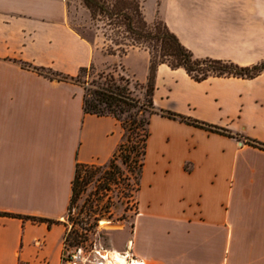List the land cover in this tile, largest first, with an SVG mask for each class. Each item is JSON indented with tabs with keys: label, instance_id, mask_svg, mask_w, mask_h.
I'll return each instance as SVG.
<instances>
[{
	"label": "crops",
	"instance_id": "crops-1",
	"mask_svg": "<svg viewBox=\"0 0 264 264\" xmlns=\"http://www.w3.org/2000/svg\"><path fill=\"white\" fill-rule=\"evenodd\" d=\"M194 58L264 62V0H139ZM68 0H0V264H62L76 168L107 164L123 140L112 116L84 110V89L23 67L82 69L147 83L150 54H105L74 27ZM122 70V69H121ZM153 103L227 129L155 114L130 241L147 264H264V72L196 82L158 66ZM28 217L56 223H37Z\"/></svg>",
	"mask_w": 264,
	"mask_h": 264
},
{
	"label": "rangeland",
	"instance_id": "rangeland-1",
	"mask_svg": "<svg viewBox=\"0 0 264 264\" xmlns=\"http://www.w3.org/2000/svg\"><path fill=\"white\" fill-rule=\"evenodd\" d=\"M68 2L73 9L75 29L83 37L96 42L105 54L118 51L123 56V51L127 52L136 47L147 50V47L152 46L150 43H135L133 40L135 37L126 28L128 21L123 16L92 14L82 0ZM121 2L118 4V0H107L109 10L116 12L119 5L134 6L138 0ZM129 12L132 13L130 9L127 13ZM133 23L137 28L141 26L135 19ZM75 80L83 87L84 92L85 89L94 92L108 87H125L131 98L140 103L147 100V84L141 85L131 81L123 75V67L118 65L110 72H100L91 68L81 72ZM136 110L130 111V114L136 116ZM128 114L122 116L124 128L121 126L122 142L129 138L128 147L118 150L113 159L105 165L83 167L78 171L75 193L69 211L62 220L67 227L65 245L68 246L63 252V258L67 257L73 248L69 247L68 243L74 236H78L80 242L91 240L114 252L124 250L130 240L136 217L139 176V157L135 155L132 146L139 141L141 129L135 130ZM104 220L112 222V226H102L101 222Z\"/></svg>",
	"mask_w": 264,
	"mask_h": 264
},
{
	"label": "trees",
	"instance_id": "trees-1",
	"mask_svg": "<svg viewBox=\"0 0 264 264\" xmlns=\"http://www.w3.org/2000/svg\"><path fill=\"white\" fill-rule=\"evenodd\" d=\"M85 7L92 14H104L107 16L119 17L123 16L127 22V31L133 34L135 37L133 40L136 44L150 43L151 47H147L150 54V68L149 76L147 80V100L145 103H140L138 100L131 98L128 94V90L125 87H108L103 88L100 91L84 92V110L86 113L94 114L97 116H112L114 117L121 126L124 128V120L122 116L128 114L129 121L135 130L141 129L140 139L135 143L132 150L135 151V155L139 157V176H138V190L140 176L144 166V160L146 155L147 142L149 139V125L151 117L155 114H159L163 117L170 119L179 120L181 122L187 123L189 125L226 135L232 136V134L224 128L207 124L190 117L182 116L165 110H157L153 103V93H154V81L157 68L161 64H167L172 69L183 68L187 74L196 82H201L209 77H239V78H254L264 72V62L259 63L250 67H241L235 65L231 62H224L218 60L203 59L199 60L194 58L193 54L184 47L178 38L169 31L166 25L157 20L153 24H147L144 20L140 1L134 6H121L116 8V12H112L108 8L107 0H82ZM121 0H118V4H121ZM132 13H127L128 10ZM135 21L141 23L140 27L134 26ZM159 21V22H158ZM136 44H133L135 47ZM126 51H123L125 54ZM23 67L32 69L45 77L50 79H55L59 81H68L74 84L76 83V77H69L62 75L60 73L54 72L53 70H47L44 68H33L27 64H23ZM88 69H82L81 72ZM80 72V73H81ZM79 73V74H80ZM122 81L124 79H121ZM137 109L136 116L130 114V111ZM141 115V117H139ZM123 120V121H122ZM129 138L121 142L117 148V151L128 147ZM249 145L264 150V144L255 140H249ZM116 151V153H117ZM114 154V156L116 155ZM113 156V157H114ZM113 159V158H112ZM95 165H81L78 164L76 168L75 178L73 181V196L75 193V180L78 175L80 168L89 167ZM72 196V199H73ZM72 201V200H71ZM27 219L32 222L37 223H56L51 220L28 217ZM79 243L78 236H74L69 240V247H74Z\"/></svg>",
	"mask_w": 264,
	"mask_h": 264
},
{
	"label": "built area",
	"instance_id": "built-area-1",
	"mask_svg": "<svg viewBox=\"0 0 264 264\" xmlns=\"http://www.w3.org/2000/svg\"><path fill=\"white\" fill-rule=\"evenodd\" d=\"M138 209L136 208V216ZM67 237V235H66ZM64 240V251L67 247ZM131 241L127 242L124 250L115 251L116 254L123 260L122 263L115 262L114 264H147L144 260L134 254L131 248ZM114 250H109L91 240L79 241V245L74 246L67 257L63 258L65 264H112L111 256ZM64 257V256H63ZM62 262V263H63Z\"/></svg>",
	"mask_w": 264,
	"mask_h": 264
},
{
	"label": "bare ground",
	"instance_id": "bare-ground-1",
	"mask_svg": "<svg viewBox=\"0 0 264 264\" xmlns=\"http://www.w3.org/2000/svg\"><path fill=\"white\" fill-rule=\"evenodd\" d=\"M101 225L102 226H108V227H111L112 226V222L108 221V220H104L101 222ZM116 228V227H115ZM115 262H120L122 263L123 260L119 257L118 254H116V252H113L112 253V256H111V262L112 264H114Z\"/></svg>",
	"mask_w": 264,
	"mask_h": 264
}]
</instances>
